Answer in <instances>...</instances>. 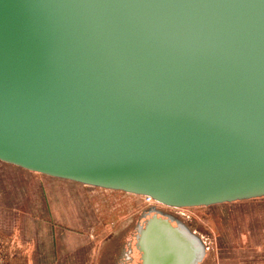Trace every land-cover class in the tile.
<instances>
[{
    "label": "water",
    "instance_id": "obj_1",
    "mask_svg": "<svg viewBox=\"0 0 264 264\" xmlns=\"http://www.w3.org/2000/svg\"><path fill=\"white\" fill-rule=\"evenodd\" d=\"M0 161L176 208L264 198V0H0ZM136 239L141 264L205 256L156 214Z\"/></svg>",
    "mask_w": 264,
    "mask_h": 264
},
{
    "label": "rangeland",
    "instance_id": "obj_2",
    "mask_svg": "<svg viewBox=\"0 0 264 264\" xmlns=\"http://www.w3.org/2000/svg\"><path fill=\"white\" fill-rule=\"evenodd\" d=\"M106 190L0 161V264H66L72 250L81 264H141L138 229L154 208L201 238L200 264H264V198L176 208Z\"/></svg>",
    "mask_w": 264,
    "mask_h": 264
},
{
    "label": "crops",
    "instance_id": "obj_3",
    "mask_svg": "<svg viewBox=\"0 0 264 264\" xmlns=\"http://www.w3.org/2000/svg\"><path fill=\"white\" fill-rule=\"evenodd\" d=\"M104 190H106V189H104ZM106 191H109V190H106ZM110 191L117 192L115 190H110ZM12 210L16 212L17 211V206H13V209ZM18 242H20V241L18 240L17 242L14 243V249H15V251L17 250V243ZM24 242L27 243V241H24ZM24 242H22V243H24ZM72 248L74 249L73 246H72ZM62 252H64V251H62ZM62 255L63 256H61V257H63L64 260L66 259L68 261L66 264H81V259H80L79 256L76 255L75 250H72L71 256H69V257H66L64 253ZM89 263L90 264H97V255L96 254H94L90 258Z\"/></svg>",
    "mask_w": 264,
    "mask_h": 264
},
{
    "label": "flooded vegetation",
    "instance_id": "obj_4",
    "mask_svg": "<svg viewBox=\"0 0 264 264\" xmlns=\"http://www.w3.org/2000/svg\"><path fill=\"white\" fill-rule=\"evenodd\" d=\"M154 203V202H153ZM155 212L151 215V216H153L154 214H156L158 217H162L161 215H163V212L161 211V210H159V209H155L154 210ZM167 218H169V220L171 221V223H172V220H173V218L171 217V216H168ZM142 263V262H141Z\"/></svg>",
    "mask_w": 264,
    "mask_h": 264
},
{
    "label": "built area",
    "instance_id": "obj_5",
    "mask_svg": "<svg viewBox=\"0 0 264 264\" xmlns=\"http://www.w3.org/2000/svg\"><path fill=\"white\" fill-rule=\"evenodd\" d=\"M148 198V201H153V199L149 196H146Z\"/></svg>",
    "mask_w": 264,
    "mask_h": 264
},
{
    "label": "bare ground",
    "instance_id": "obj_6",
    "mask_svg": "<svg viewBox=\"0 0 264 264\" xmlns=\"http://www.w3.org/2000/svg\"><path fill=\"white\" fill-rule=\"evenodd\" d=\"M154 201V200H153ZM162 250V249H161ZM162 252V251H161ZM174 259V258H173ZM176 261H178V260H176ZM173 263V262H172Z\"/></svg>",
    "mask_w": 264,
    "mask_h": 264
}]
</instances>
